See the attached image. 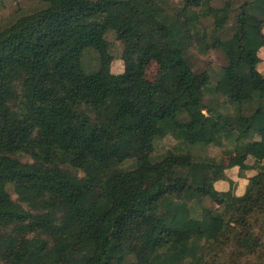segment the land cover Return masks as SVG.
<instances>
[{"label": "trees", "instance_id": "trees-1", "mask_svg": "<svg viewBox=\"0 0 264 264\" xmlns=\"http://www.w3.org/2000/svg\"><path fill=\"white\" fill-rule=\"evenodd\" d=\"M216 1L41 0L0 28V264H264V0ZM223 141L241 194L189 152Z\"/></svg>", "mask_w": 264, "mask_h": 264}, {"label": "rangeland", "instance_id": "rangeland-1", "mask_svg": "<svg viewBox=\"0 0 264 264\" xmlns=\"http://www.w3.org/2000/svg\"><path fill=\"white\" fill-rule=\"evenodd\" d=\"M220 3L221 0L216 1ZM41 0H0V28L8 25L15 18L23 13H29L40 6ZM108 41L111 45V50L114 56V60L111 63V71L119 73L123 71V61L121 59L122 43L117 40L112 32L107 34ZM262 57V63L259 65L260 71H264V48L259 51ZM190 59L193 62L194 69L196 71L207 69L213 76L219 73L220 67L225 63L223 54L218 50H210L207 54L199 53L195 48H192L188 52ZM91 56V55H90ZM88 56V57H90ZM87 57V58H88ZM92 58L94 54L92 53ZM158 65L156 62H150L145 71V77L153 80L158 73ZM231 144L228 141H223L222 145H210L208 147L195 146L189 150L190 153L195 155H201L204 157H210L214 160L220 161L226 170L227 178L224 180L226 185H232L234 191L237 194H241L245 190L247 183V177L253 175L255 170L240 171L236 164L235 153L232 150ZM168 150L174 153H180L187 151V147L180 144L178 140L172 137H165L156 142L155 154L160 157ZM247 162L253 163V158L248 157ZM213 174H208L206 177L211 178ZM218 181V180H217ZM215 181V182H217ZM214 182V184H215ZM219 189V188H217ZM205 204L213 206L209 200H205Z\"/></svg>", "mask_w": 264, "mask_h": 264}, {"label": "crops", "instance_id": "crops-1", "mask_svg": "<svg viewBox=\"0 0 264 264\" xmlns=\"http://www.w3.org/2000/svg\"><path fill=\"white\" fill-rule=\"evenodd\" d=\"M264 47H262L261 49H263ZM260 49V50H261ZM259 56H260V53H258ZM261 57V56H260ZM262 58V57H261ZM260 70V69H259ZM214 186L216 188H219L220 190H225L229 185H226L225 184V181L224 180H218L217 182H215Z\"/></svg>", "mask_w": 264, "mask_h": 264}]
</instances>
